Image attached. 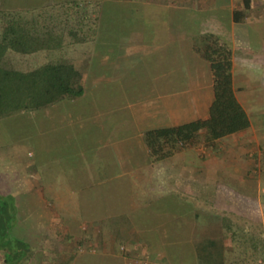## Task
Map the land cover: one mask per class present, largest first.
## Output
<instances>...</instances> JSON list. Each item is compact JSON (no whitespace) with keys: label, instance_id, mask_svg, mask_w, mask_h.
<instances>
[{"label":"crops","instance_id":"crops-1","mask_svg":"<svg viewBox=\"0 0 264 264\" xmlns=\"http://www.w3.org/2000/svg\"><path fill=\"white\" fill-rule=\"evenodd\" d=\"M25 1L24 9L34 10L68 0ZM92 1L130 7L128 20L139 21L141 29L127 39L158 53H144L137 72L124 68L116 52L84 50L82 96L1 119L23 117L33 127L22 133L24 148L0 151V193L28 202L32 211L19 225L23 234L40 236L30 250L52 252L39 262L200 264L199 245L224 234L222 213L236 201V191L253 194L243 202L264 205V180L252 178V171L264 170L257 163L264 155V0ZM4 3L5 9H19L15 0ZM236 10L245 12L240 21ZM205 33L233 50L235 92L250 126L210 143L201 131L195 145L153 161L146 130L209 117L214 79L196 48ZM105 81L116 88L103 93L105 101L89 97L86 104V95ZM135 91L145 93L136 97ZM89 122L80 139L93 142L50 154L47 132L76 127V136L77 124ZM41 170L49 174L51 199L45 198Z\"/></svg>","mask_w":264,"mask_h":264},{"label":"trees","instance_id":"trees-1","mask_svg":"<svg viewBox=\"0 0 264 264\" xmlns=\"http://www.w3.org/2000/svg\"><path fill=\"white\" fill-rule=\"evenodd\" d=\"M101 6L100 1L68 0L34 10L0 7V120L85 93L82 54L84 50H98L95 36L101 27ZM244 14L236 10L235 21L243 19ZM196 48L209 62L214 79L209 117L146 130L144 139L153 161L167 159L195 145L201 131L205 132L206 143H210L250 126L249 116L235 92L232 48L214 33L202 35ZM43 51H53L56 56L37 65L15 63L14 55ZM22 206L20 196L0 193L2 264H20L26 257L35 264L43 256L41 250L29 254L40 236L23 234L19 220L32 210ZM225 227L230 228L226 222ZM255 237L244 234L247 241ZM257 237L259 240H252L253 250L264 253V237ZM224 244L204 240L199 245L200 264H228Z\"/></svg>","mask_w":264,"mask_h":264},{"label":"rangeland","instance_id":"rangeland-1","mask_svg":"<svg viewBox=\"0 0 264 264\" xmlns=\"http://www.w3.org/2000/svg\"><path fill=\"white\" fill-rule=\"evenodd\" d=\"M5 3L4 0L0 2V7L5 9ZM26 1L25 0H15V6L16 8H25ZM117 5L113 4L112 1H107L102 3L101 6V18H100V29L97 32L95 36V40L97 43L98 52L103 51H111L116 52L113 54L115 58H120V61H124V68L126 67H133L134 70L137 72L139 71V68L142 69V55L144 53H151V55L155 56L158 52L153 53V50L148 51L150 48H141L140 44L138 43H132L127 38H130L129 36L134 34V31L141 29V24H139V21L132 19L129 17L128 20V10L130 7L124 6L123 8L120 7L117 9ZM122 8V9H121ZM137 16V14H136ZM141 20V18H138ZM129 41V42H127ZM151 47V46H149ZM123 48V49H121ZM117 50H120L117 52ZM148 51V52H147ZM123 52V53H122ZM110 55V54H109ZM127 55H129L127 57ZM15 63L19 65H37L40 62H43L47 59L53 58L56 56V53L53 51H47V52H36V53H30V54H17ZM123 58V59H122ZM134 73V71L132 72ZM112 82V83H111ZM114 81L109 82H103L99 86L98 91L94 93L95 90H91V92L86 95L85 102L86 104L91 103L87 101H91V98L105 101L106 98L104 97L103 93H107V91H110L111 89H115L116 86L114 85ZM136 97L139 95H143L145 92L141 91H135ZM135 97V98H136ZM134 98V99H135ZM113 118V116H111ZM263 118V119H262ZM264 121V117H261V119ZM26 121V122H25ZM102 121L94 122V123H85L82 124L83 126H80V124H77V127L79 126V131L76 136H72V130H77L76 127L73 129L72 127L63 128L62 131L59 130V132H56L53 134V132H47L44 136L46 137L44 140L50 149V154L54 155V151L59 149L58 151L61 153L62 151H70L77 149L81 146H86L88 143L93 142L90 140L80 139L84 137V133L82 132V129H87V126L89 127L90 124L92 127L98 126ZM33 125L30 124V122H27L26 119L23 117H17L13 119H8L7 121H1L0 122V151L7 148H14L21 149L24 148L23 144H26V141L23 140L22 133L32 132ZM93 131V130H92ZM74 132V131H73ZM35 135V133H33ZM102 134L100 135L101 138ZM57 138H61L62 140V146L61 144L56 146L55 142ZM65 143H63L64 141ZM80 139V140H79ZM22 140V141H20ZM97 140V139H95ZM25 142V143H22ZM21 146V147H20ZM4 147V148H3ZM5 149V150H7ZM264 154V151H263ZM42 151L38 155V158H42ZM7 157V156H6ZM258 161L261 160L262 167L264 168V155L257 156ZM11 157H9L10 159ZM252 178L255 180H264V170L263 171H252ZM42 179L44 187V195L45 198L51 199L49 184H50V177L49 174H47L45 171L39 172ZM13 174V173H12ZM20 176V173H19ZM3 178H0L2 180ZM3 184V181H0ZM5 185L7 184L6 181L4 182ZM6 187H8L6 185ZM243 191L244 195L241 197L239 193ZM262 196L264 195V189L261 190ZM236 201L233 200L232 203H229V206L225 208V212L222 213L223 219V228L225 229L224 234L219 237V241H224L225 249H226V258L228 264H264V253L259 252L260 249L253 250V241L255 239H258V235L261 237H264V205L259 202H243L245 199H251L252 195L246 194V191L243 188H240L238 191H236L235 196ZM26 202L25 199L22 200V203L24 206H22V209H27L28 202ZM70 205V204H69ZM71 207V206H70ZM73 207V206H72ZM236 210L233 213H230V209ZM225 222L230 227L229 229L225 227ZM233 232V235L231 236V233ZM249 233V235L256 237L254 239H248V241L244 238V234ZM253 240V241H252ZM252 245L249 246V244ZM36 253V251H30L29 254ZM41 255H52V252H43ZM51 257V256H49ZM33 260V259H32ZM31 258L24 259L20 262V264H32L33 261ZM4 261L3 253L0 251V264H2ZM202 262V261H201ZM35 264H54V261L49 259L43 260L42 262L35 260ZM205 264L204 262H202Z\"/></svg>","mask_w":264,"mask_h":264},{"label":"built area","instance_id":"built-area-1","mask_svg":"<svg viewBox=\"0 0 264 264\" xmlns=\"http://www.w3.org/2000/svg\"><path fill=\"white\" fill-rule=\"evenodd\" d=\"M145 264H147V262Z\"/></svg>","mask_w":264,"mask_h":264}]
</instances>
